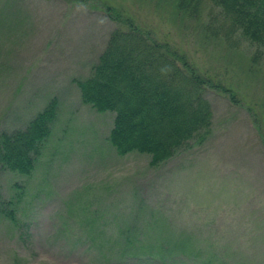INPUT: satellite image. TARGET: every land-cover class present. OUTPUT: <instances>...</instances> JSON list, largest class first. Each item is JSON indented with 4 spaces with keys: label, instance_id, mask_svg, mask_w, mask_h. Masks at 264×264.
I'll list each match as a JSON object with an SVG mask.
<instances>
[{
    "label": "rangeland",
    "instance_id": "obj_1",
    "mask_svg": "<svg viewBox=\"0 0 264 264\" xmlns=\"http://www.w3.org/2000/svg\"><path fill=\"white\" fill-rule=\"evenodd\" d=\"M106 5L236 93L231 100L208 90L205 141L157 166L143 153H117L107 138L114 113L80 97L76 80L90 74L117 27ZM228 27L209 3L194 18L173 0H0V133L58 102L32 173H0V264H136L101 261L94 248V235L107 250L128 229L153 243L192 234V247L264 264V56L254 60L257 45Z\"/></svg>",
    "mask_w": 264,
    "mask_h": 264
},
{
    "label": "trees",
    "instance_id": "obj_2",
    "mask_svg": "<svg viewBox=\"0 0 264 264\" xmlns=\"http://www.w3.org/2000/svg\"><path fill=\"white\" fill-rule=\"evenodd\" d=\"M173 3L179 12L194 18L208 3L218 7L229 23L228 29L239 30L260 49L253 59L264 56V0ZM106 9L117 27L90 74L76 80L80 97L97 112L114 113L107 138L117 153H143L150 157L151 166H157L192 141H205L212 123L208 90L222 92L231 100L236 93L195 67L178 46L157 39L126 10L112 5ZM57 113L58 102L53 98L24 128L0 133V173L4 169L22 175L32 173ZM7 215L13 219L11 212ZM134 236L131 229L120 232L106 250L103 244H96L94 235L97 258L109 262L114 255L120 262L136 264H236L235 254L226 261V255L214 245L192 247V234L162 235L154 243Z\"/></svg>",
    "mask_w": 264,
    "mask_h": 264
}]
</instances>
